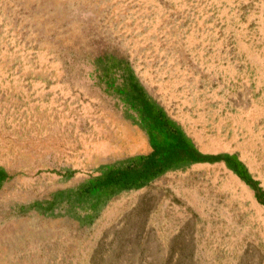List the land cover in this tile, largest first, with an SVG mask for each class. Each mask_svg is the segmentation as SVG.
<instances>
[{
    "label": "rangeland",
    "instance_id": "1",
    "mask_svg": "<svg viewBox=\"0 0 264 264\" xmlns=\"http://www.w3.org/2000/svg\"><path fill=\"white\" fill-rule=\"evenodd\" d=\"M122 65L264 190V0H0V264H264V205L224 161L78 196L152 151Z\"/></svg>",
    "mask_w": 264,
    "mask_h": 264
},
{
    "label": "trees",
    "instance_id": "2",
    "mask_svg": "<svg viewBox=\"0 0 264 264\" xmlns=\"http://www.w3.org/2000/svg\"><path fill=\"white\" fill-rule=\"evenodd\" d=\"M115 69L116 77L108 79L107 85L136 113L152 151L147 155L126 158L119 166H106L101 176L82 183L77 190L78 196L101 201L116 192L141 187L178 164L224 161L264 205L263 188L236 157L203 154L188 140L178 123L152 102L129 68L122 65ZM3 177L5 174L0 170V179Z\"/></svg>",
    "mask_w": 264,
    "mask_h": 264
}]
</instances>
